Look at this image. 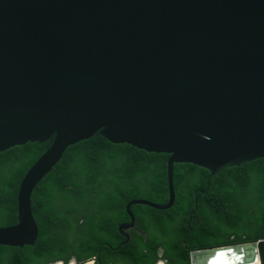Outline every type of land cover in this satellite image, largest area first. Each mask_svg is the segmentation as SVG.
<instances>
[{"label": "water", "instance_id": "95a60500", "mask_svg": "<svg viewBox=\"0 0 264 264\" xmlns=\"http://www.w3.org/2000/svg\"><path fill=\"white\" fill-rule=\"evenodd\" d=\"M52 137L19 184L0 246L35 244L31 194L67 148L103 137L169 155L168 202L130 201L122 245L131 206L174 205L173 165L208 170L209 189L224 169L264 159V0H0V153ZM223 252L264 264V236L192 251L190 262Z\"/></svg>", "mask_w": 264, "mask_h": 264}, {"label": "trees", "instance_id": "16d2710c", "mask_svg": "<svg viewBox=\"0 0 264 264\" xmlns=\"http://www.w3.org/2000/svg\"><path fill=\"white\" fill-rule=\"evenodd\" d=\"M53 139L0 153V228L17 223L19 184ZM168 157L103 137L76 151L67 148L31 194L35 244L0 246V264H67L72 258L77 264H191L192 251L264 236V159L224 169L216 180V175L211 178L209 189L208 170L175 164L174 205L164 211L131 206L134 227L122 245L118 225L129 221L125 207L130 201L168 202ZM198 197L206 199H199L192 229Z\"/></svg>", "mask_w": 264, "mask_h": 264}, {"label": "bare ground", "instance_id": "6f19581e", "mask_svg": "<svg viewBox=\"0 0 264 264\" xmlns=\"http://www.w3.org/2000/svg\"><path fill=\"white\" fill-rule=\"evenodd\" d=\"M215 260H213L212 262H214L215 264H237V261H240V256L238 257L235 254H231V255H224L223 253H220L216 258H214Z\"/></svg>", "mask_w": 264, "mask_h": 264}, {"label": "flooded vegetation", "instance_id": "af4514ba", "mask_svg": "<svg viewBox=\"0 0 264 264\" xmlns=\"http://www.w3.org/2000/svg\"><path fill=\"white\" fill-rule=\"evenodd\" d=\"M74 259V258H73ZM90 261H93V263H94V260H90ZM90 261H88V262H90ZM87 263V262H86ZM64 264V263H63ZM85 264V263H84Z\"/></svg>", "mask_w": 264, "mask_h": 264}]
</instances>
